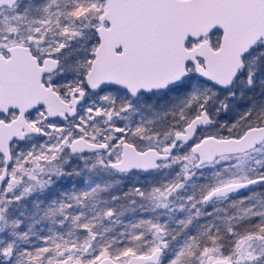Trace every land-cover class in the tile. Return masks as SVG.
<instances>
[{
  "label": "snow or ice",
  "instance_id": "snow-or-ice-1",
  "mask_svg": "<svg viewBox=\"0 0 264 264\" xmlns=\"http://www.w3.org/2000/svg\"><path fill=\"white\" fill-rule=\"evenodd\" d=\"M0 264H264V0H0Z\"/></svg>",
  "mask_w": 264,
  "mask_h": 264
}]
</instances>
